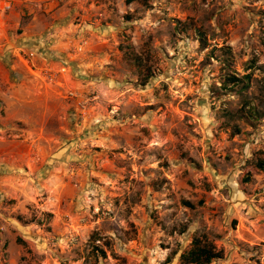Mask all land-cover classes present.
<instances>
[{"label": "rangeland", "instance_id": "obj_1", "mask_svg": "<svg viewBox=\"0 0 264 264\" xmlns=\"http://www.w3.org/2000/svg\"><path fill=\"white\" fill-rule=\"evenodd\" d=\"M11 1L0 264H264V0Z\"/></svg>", "mask_w": 264, "mask_h": 264}, {"label": "trees", "instance_id": "obj_2", "mask_svg": "<svg viewBox=\"0 0 264 264\" xmlns=\"http://www.w3.org/2000/svg\"><path fill=\"white\" fill-rule=\"evenodd\" d=\"M135 1H142L147 3L149 0H125L126 3L130 4ZM200 41H204L202 38ZM243 78H249V76H244ZM243 78H237L236 76H228L225 83H232L233 85L238 84ZM257 168L264 172V160H259L256 163ZM192 207V204L188 203ZM104 254V252L102 251ZM223 257L222 250H218L214 243L207 238V236L202 235L193 239L191 247L184 251L180 256L181 264H211L217 259Z\"/></svg>", "mask_w": 264, "mask_h": 264}, {"label": "crops", "instance_id": "obj_3", "mask_svg": "<svg viewBox=\"0 0 264 264\" xmlns=\"http://www.w3.org/2000/svg\"><path fill=\"white\" fill-rule=\"evenodd\" d=\"M5 1H9V2H12L11 0H5ZM51 5H52V3H50ZM13 7H14V5H13ZM52 7V6H51ZM11 14H13L14 15V13H13V10H11V11H8V13H7V15H6V17H5V19H1V21H0V29L5 25V26H8L9 25V22H8V17L11 15ZM5 54V52L4 51H2L1 49H0V99H4L5 97H6V95H7V92H6V90L5 89H3V84H2V82L4 81H2V78L5 76L6 78V82L7 83H10V87H7L8 88V90H9V92L11 91L10 89H14L13 87H15V84H12L11 82H10V80H9V76H8V74H6L5 73V69L3 68V66H2V63H1V61H2V57H3V55ZM43 74H44V72H42ZM12 103H16V101H12ZM15 119V118H14Z\"/></svg>", "mask_w": 264, "mask_h": 264}, {"label": "built area", "instance_id": "obj_4", "mask_svg": "<svg viewBox=\"0 0 264 264\" xmlns=\"http://www.w3.org/2000/svg\"><path fill=\"white\" fill-rule=\"evenodd\" d=\"M12 10V3L9 2V1H4V0H0V21L2 19V13L4 11H11ZM21 60H26V62L28 63L30 57H33L34 56V52H30L27 56H22L21 54V51L18 53L17 55ZM46 74V73H45ZM44 74V75H45ZM48 75V78H51L52 74H47ZM72 95L74 93H71Z\"/></svg>", "mask_w": 264, "mask_h": 264}]
</instances>
